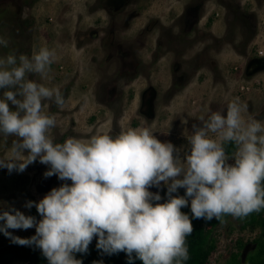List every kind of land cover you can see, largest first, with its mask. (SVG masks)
I'll return each mask as SVG.
<instances>
[{"label":"clouds","instance_id":"clouds-1","mask_svg":"<svg viewBox=\"0 0 264 264\" xmlns=\"http://www.w3.org/2000/svg\"><path fill=\"white\" fill-rule=\"evenodd\" d=\"M9 43L0 36V48ZM56 59L46 46L30 56H0V137L13 138L0 168L22 173L38 161L48 166L45 178L64 181L38 202L25 203L39 220L11 205L0 211V233L12 243L39 248L48 264H82L75 254L88 253L94 238L103 254L125 253L127 264H185L193 219L224 223L225 216L244 219L264 209V122L245 117L239 97L226 110L200 117L180 147L148 127L56 142L50 130L57 121L46 107L63 108L64 95L31 78H46ZM162 186L167 198L160 203L159 192L149 189ZM31 228L29 238L8 231Z\"/></svg>","mask_w":264,"mask_h":264},{"label":"rangeland","instance_id":"rangeland-1","mask_svg":"<svg viewBox=\"0 0 264 264\" xmlns=\"http://www.w3.org/2000/svg\"><path fill=\"white\" fill-rule=\"evenodd\" d=\"M104 1L98 4L100 9ZM178 2L150 0L137 8L142 16L133 24L143 25L152 17L153 25L155 18L166 17V9L173 5L174 15L182 7H190V14H194L189 18L190 25L198 22V27L189 32L188 41L181 39L178 52L165 54L161 64L148 70V81L134 78V64L122 65L118 56L117 63L110 59V38L103 40L108 22L102 19L103 12L98 16L92 13L97 8L95 0H0V36L10 41L7 48H0V56L11 51L30 56L44 46L55 50L57 59L48 76L31 78L60 88L64 95L63 108L55 104L46 107L57 121L50 130L56 142L68 137L86 141L97 133L116 137L128 128L148 127L160 140H170L180 147L187 144L192 124L211 112L226 110L235 97L247 105L245 117L264 122V62L254 52L257 37L264 38V0ZM119 3L111 0V4ZM163 53L160 51L159 56ZM139 69L137 66V73ZM251 84L247 93L240 92L241 86ZM12 139L0 137V157L9 154ZM47 170L48 166L38 161L22 173L0 168V211L11 205L28 215L29 209L24 207L27 201L38 202L64 183L55 175L45 178ZM160 189L167 190L163 186ZM149 190L155 193L158 189ZM40 218L38 214L37 220ZM240 226L238 219L229 216L213 230L216 249L207 264H228L232 254L244 258L251 250L259 228ZM8 231L21 238L35 235V228ZM0 241L11 240L0 233ZM239 244L244 247L239 249ZM0 264L30 263L6 255Z\"/></svg>","mask_w":264,"mask_h":264},{"label":"flooded vegetation","instance_id":"flooded-vegetation-1","mask_svg":"<svg viewBox=\"0 0 264 264\" xmlns=\"http://www.w3.org/2000/svg\"><path fill=\"white\" fill-rule=\"evenodd\" d=\"M101 1L95 0L97 8L92 10V13L98 16L99 13L103 12L102 19H106L108 22L104 26L107 27V30L103 32L105 34L103 40L106 41V38H110V47H112L111 52L113 54L110 59L117 63L116 58L118 56L122 65L134 64L132 75L134 78H144L145 81L151 78L148 70L161 64L165 54L178 52L181 39L188 41L189 32L194 27L195 29L198 27V22L195 25H190L189 18L194 16V14H190L192 12L190 7H182V11L174 15L172 9L176 8L173 5L171 8L166 9V17H159L160 20L155 18V24L152 25L153 18L150 17L145 24L138 25L133 24L142 16L137 8L145 5L150 0H118L119 5L111 4V0H105L102 9H100L98 4ZM176 1V4H180L178 0ZM119 6L121 9H119ZM202 18L203 16L200 15L199 19L202 20ZM181 28L183 30L182 34L180 33ZM180 35H183V38H180ZM104 41H100V44ZM185 45H188L187 42H185ZM106 50L110 51V48H106ZM160 51L165 52L161 54V57L159 56ZM120 54L122 56H119ZM137 66H140L139 73L136 72Z\"/></svg>","mask_w":264,"mask_h":264},{"label":"trees","instance_id":"trees-1","mask_svg":"<svg viewBox=\"0 0 264 264\" xmlns=\"http://www.w3.org/2000/svg\"><path fill=\"white\" fill-rule=\"evenodd\" d=\"M225 147L229 155L234 153L235 147L233 144L229 143ZM156 192H159L162 200H166V198L163 199V197L166 196L167 190L158 189ZM178 192L179 195H184L185 189H179ZM182 211L191 216L190 207L182 208ZM28 215H33L37 218L38 213L36 208L32 207L28 211ZM228 217L229 216H225L223 218L224 221H226ZM238 220L241 223V229L259 228V235L252 241V248L244 258H241L238 253L232 254L228 264H264V209L259 213H252L248 217ZM192 224L194 231L187 237L190 259L186 261L185 264H207L209 257L216 249L213 230L222 223L215 219L211 221L193 219ZM2 244L4 243L0 241V246ZM243 247L244 244L238 245L239 249ZM6 255H12L15 259L30 264H48V261L42 255L40 249L35 247L31 248L28 246L13 244L0 250V260ZM75 258L82 260V264H94L96 261H103V264H127V257L123 252L109 256L98 250L96 248V238H94L89 245L88 253H76ZM135 264H142V261L135 260Z\"/></svg>","mask_w":264,"mask_h":264},{"label":"built area","instance_id":"built-area-1","mask_svg":"<svg viewBox=\"0 0 264 264\" xmlns=\"http://www.w3.org/2000/svg\"><path fill=\"white\" fill-rule=\"evenodd\" d=\"M254 52H255V55L257 57H259V58L264 57V38L259 39L257 37L256 41L254 42ZM250 87H252V84H251V86L250 85L241 86L240 87V92L241 93H247L248 90H250Z\"/></svg>","mask_w":264,"mask_h":264},{"label":"water","instance_id":"water-1","mask_svg":"<svg viewBox=\"0 0 264 264\" xmlns=\"http://www.w3.org/2000/svg\"><path fill=\"white\" fill-rule=\"evenodd\" d=\"M259 60H262L263 62H264V57H262V58H260ZM159 202H165V200H161V201H159ZM14 243H12L11 241L10 242H6V243H4V244H2L1 246H0V250H2L3 248H5V247H8V246H10V245H13ZM31 248H33V247H31ZM41 251V250H40Z\"/></svg>","mask_w":264,"mask_h":264},{"label":"crops","instance_id":"crops-1","mask_svg":"<svg viewBox=\"0 0 264 264\" xmlns=\"http://www.w3.org/2000/svg\"><path fill=\"white\" fill-rule=\"evenodd\" d=\"M217 14L219 15V12L216 11V12H215V16H216ZM202 19H203V18H202ZM217 19H218V18H217ZM215 20H216V19H215ZM215 24H216V23H214V25H215ZM214 25H212L211 28H214V27H215Z\"/></svg>","mask_w":264,"mask_h":264}]
</instances>
